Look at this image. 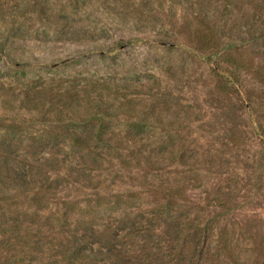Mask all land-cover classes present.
Returning <instances> with one entry per match:
<instances>
[{
    "label": "trees",
    "instance_id": "1",
    "mask_svg": "<svg viewBox=\"0 0 264 264\" xmlns=\"http://www.w3.org/2000/svg\"><path fill=\"white\" fill-rule=\"evenodd\" d=\"M114 1L0 3L1 47L106 40L84 18L107 4L130 29L166 24L157 0ZM172 6L192 27L159 41L178 54L181 39L193 64L209 59L219 115L205 121L154 76L134 86L56 74L64 62L49 78L0 88V264H264V218L252 204L264 194L234 188L264 169V0ZM162 71L190 85L175 64Z\"/></svg>",
    "mask_w": 264,
    "mask_h": 264
},
{
    "label": "rangeland",
    "instance_id": "2",
    "mask_svg": "<svg viewBox=\"0 0 264 264\" xmlns=\"http://www.w3.org/2000/svg\"><path fill=\"white\" fill-rule=\"evenodd\" d=\"M107 1L109 5L115 4L114 0ZM174 1L176 0H157L154 5L156 8L157 4H161L164 9L166 15L164 27L157 26L155 29H150L141 22L138 29H130L129 23H125L126 21L122 17L114 14L106 16L105 8L109 6L107 4L98 6L92 16L84 18L85 23L89 26L96 23L98 28L103 31L106 40L83 44L13 40L4 49L0 43V88L15 89L27 81L49 78L54 71L58 75L64 71L63 73L79 74L84 78L94 76L95 78H104L112 83L133 84L134 86H138L140 81L152 80V76H154L181 103L188 102L193 105L205 121L212 122L220 111L209 103L213 80L210 78V72L205 64H202V61H209V59L203 55L199 62L193 64L186 52L187 47L181 39L178 41V45L183 52L178 54L171 52L168 48V43L171 42L159 41L165 34L172 33L178 36L186 32L187 28L192 27L193 22L190 14L172 6ZM24 2H29L32 5L34 0H0L3 6L6 4L22 5ZM116 17L118 19H115ZM63 62L66 63L64 68L52 71V65H59ZM172 64L177 66L179 74L186 71V74L190 75V85L175 84L163 73L162 68ZM188 64L191 66L190 70H187ZM179 77L181 81L186 80V75ZM242 82L245 86L252 84L248 76H242ZM3 116L4 114L0 111V117ZM247 120L249 124L252 123V115L247 117ZM117 126L122 127V124L117 123ZM186 126L188 127L186 130L190 129L195 136L197 124H187ZM216 127L221 128L220 125H216ZM193 140L190 141L195 142L196 145L202 143L200 139ZM207 179L206 188L214 182L212 179ZM235 182L238 187L234 188L237 189L240 196H251L255 193L262 195L264 194V169L255 173L241 174L236 177ZM193 196L202 202L203 195L196 192ZM262 199H255L252 204L259 208L256 214L264 218V200ZM251 205L246 206L247 209H252ZM245 212L251 213L249 210Z\"/></svg>",
    "mask_w": 264,
    "mask_h": 264
}]
</instances>
